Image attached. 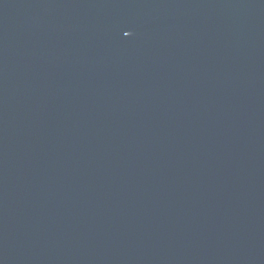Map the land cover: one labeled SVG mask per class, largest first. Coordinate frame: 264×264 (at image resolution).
Here are the masks:
<instances>
[{
    "label": "water",
    "instance_id": "obj_1",
    "mask_svg": "<svg viewBox=\"0 0 264 264\" xmlns=\"http://www.w3.org/2000/svg\"><path fill=\"white\" fill-rule=\"evenodd\" d=\"M0 264H264V0H0Z\"/></svg>",
    "mask_w": 264,
    "mask_h": 264
}]
</instances>
